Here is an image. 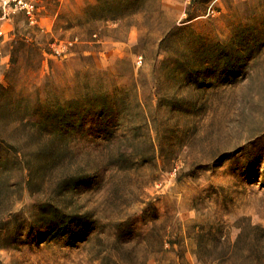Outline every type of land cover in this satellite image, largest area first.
<instances>
[{"label":"rangeland","instance_id":"374dc122","mask_svg":"<svg viewBox=\"0 0 264 264\" xmlns=\"http://www.w3.org/2000/svg\"><path fill=\"white\" fill-rule=\"evenodd\" d=\"M0 264H264V0H0Z\"/></svg>","mask_w":264,"mask_h":264}]
</instances>
